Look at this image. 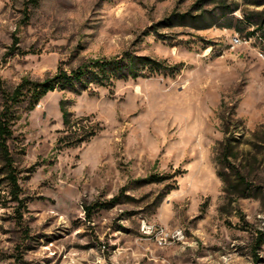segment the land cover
I'll return each mask as SVG.
<instances>
[{
  "label": "rangeland",
  "instance_id": "obj_1",
  "mask_svg": "<svg viewBox=\"0 0 264 264\" xmlns=\"http://www.w3.org/2000/svg\"><path fill=\"white\" fill-rule=\"evenodd\" d=\"M197 2L0 0V114L22 79L58 67L125 52L176 67L50 92L30 111L19 99L7 147L24 207L0 152V264H264V0L206 4L218 15L209 29L156 27ZM224 125L257 198L223 192Z\"/></svg>",
  "mask_w": 264,
  "mask_h": 264
},
{
  "label": "trees",
  "instance_id": "obj_2",
  "mask_svg": "<svg viewBox=\"0 0 264 264\" xmlns=\"http://www.w3.org/2000/svg\"><path fill=\"white\" fill-rule=\"evenodd\" d=\"M216 0H198L197 4L192 7V10L185 13H172L170 16L160 21L156 27H189L197 30L209 29L215 25L218 15L214 12H206L203 7L206 4H213ZM31 3H36L37 0H30ZM219 16L225 18L230 13L229 6L218 8ZM192 12H199L192 14ZM260 23H255L257 31H261L264 36V12L260 15ZM176 67L166 65L163 61H158L149 56H135L132 53L125 52L121 57L110 59H90L81 66L67 72L61 67L57 68L55 74L45 79L42 82L31 81L24 78L15 87L13 92L6 96L4 109L0 114V152L5 161L7 170V180L11 186V197L14 202H17V210L24 207V201L19 198V185L13 162L8 151L7 141L12 137L11 126L15 119L10 112L13 106L22 97L28 99V110L33 107L48 93L54 91H68L76 95H81L83 92L90 91V86L111 87L114 81L137 79L141 77H151L157 73L173 72ZM62 109V107H61ZM68 113L62 112L63 123H66ZM225 128V129H224ZM224 133L227 135L223 141L219 143V162L223 170L217 173V176L223 182V192L230 199V202L235 203L238 199L257 198L259 187L254 188L248 182L246 176L241 172L240 168L235 164L238 154L234 142L235 138L229 137L227 127H223ZM250 173V171H249ZM156 178V177H151ZM119 200L115 197L108 203H97L85 208L87 216L93 210L110 207ZM263 244V239L260 236L256 243V248Z\"/></svg>",
  "mask_w": 264,
  "mask_h": 264
},
{
  "label": "built area",
  "instance_id": "obj_3",
  "mask_svg": "<svg viewBox=\"0 0 264 264\" xmlns=\"http://www.w3.org/2000/svg\"><path fill=\"white\" fill-rule=\"evenodd\" d=\"M234 42L236 43V42H240V41L238 39H236ZM142 229L145 231L146 234H150L151 232L154 231L155 233H157L161 237V239H163L162 237L167 236L166 233L162 229H154L153 227H150L147 225H143ZM170 236H171V238L178 240L182 236V231L176 229L171 233Z\"/></svg>",
  "mask_w": 264,
  "mask_h": 264
},
{
  "label": "bare ground",
  "instance_id": "obj_4",
  "mask_svg": "<svg viewBox=\"0 0 264 264\" xmlns=\"http://www.w3.org/2000/svg\"><path fill=\"white\" fill-rule=\"evenodd\" d=\"M182 238H183V234H182V236H181L179 239H182ZM179 239H178V240H179Z\"/></svg>",
  "mask_w": 264,
  "mask_h": 264
}]
</instances>
